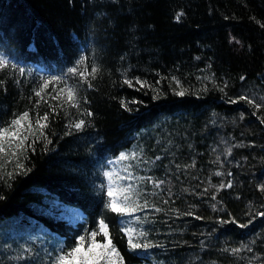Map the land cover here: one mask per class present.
Here are the masks:
<instances>
[{"label":"trees","instance_id":"trees-1","mask_svg":"<svg viewBox=\"0 0 264 264\" xmlns=\"http://www.w3.org/2000/svg\"><path fill=\"white\" fill-rule=\"evenodd\" d=\"M262 24L264 0H0V57L25 68L23 76L0 72V127L28 111L36 128L37 115L47 111L44 132L51 140L47 149L42 137L27 149V175L7 181L11 187L0 180V264H41L61 241L71 247L86 229H97L102 215L129 264H264V217L256 215L264 212V192L257 188L264 183V124L258 119L264 107L228 102L247 95L264 105ZM81 56L100 72L89 77L91 88L68 78L80 88V110L53 113L44 101L58 102L49 95L35 107L40 98L34 90L43 80L67 75ZM124 74L149 81L163 95L153 99L155 91L128 87ZM63 86L54 81L47 91L54 95L52 89ZM181 90L183 96L174 94ZM122 100L139 103L126 111ZM81 119L86 123L77 131L72 125ZM121 153L139 155L119 161ZM114 161L120 176H127L130 164L134 177H145L143 183L118 179V186L136 184L150 205L164 211L146 208L121 218L106 209L104 172ZM147 177L164 184L157 189ZM229 180L232 187L216 193L212 185ZM62 206L78 208L81 217L74 223L57 218ZM121 219L147 232L139 239L162 247L130 252ZM228 219L252 223H218ZM253 239L252 251L239 259L221 251ZM25 247L33 255L17 260Z\"/></svg>","mask_w":264,"mask_h":264},{"label":"snow or ice","instance_id":"snow-or-ice-1","mask_svg":"<svg viewBox=\"0 0 264 264\" xmlns=\"http://www.w3.org/2000/svg\"><path fill=\"white\" fill-rule=\"evenodd\" d=\"M184 13L178 12L176 14L177 22L180 21L181 17ZM264 27V24L261 25ZM235 41V43L240 44L239 40H236L235 37H231L230 42ZM123 59V58H122ZM15 70L20 73L21 76L25 75V68L22 66H17L16 64H11L7 58L0 57V72H6L7 70ZM100 72V68L93 63L90 67L85 66V57L81 56L79 60H77L75 66L67 69V75L65 76H54L47 79H44L43 82L39 85L37 89L34 90V95L39 97L40 99L35 102V107H39L41 100H44L45 95H49L51 100H55L58 103L53 105L49 103L47 100L44 103L47 104L48 108L55 113L56 109L59 108L61 111L65 110V107L75 108L80 110L81 104V96H80V88L77 84H68L69 77H79V83L81 85L86 84L89 88L93 87L91 80L97 78L98 73ZM123 79V84L132 88L134 85H139V88H136L139 91L141 88H148L152 91H155L157 94L153 96V99H159L163 93H161L158 89H156L149 81L142 80L139 77L128 78L126 74ZM91 77V80L89 79ZM175 80V78L173 77ZM241 80H244V77H241ZM54 81H63L64 86L59 89L53 88L52 95L47 90L49 89L50 84ZM4 81L0 80V84H3ZM19 83V81H17ZM160 81L157 80L156 84H159ZM177 85L179 86V82L177 81ZM227 87V85H225ZM223 91V89H220ZM177 96H183L185 94L184 91H176L174 93ZM66 96V98H65ZM264 100V97H261ZM240 101H245L249 106L259 110L264 105H261L256 102L255 99L249 98L247 95H240L239 97L233 99L229 98L228 102L232 104H237ZM87 103V100L83 101ZM129 103H139L136 100H132L129 102L121 101V107H123L126 111H132L129 108ZM86 114L88 116H92L93 113L87 111ZM256 113L254 112L253 115ZM244 118L243 113H241V119ZM260 119L261 124H264V117H258ZM49 113L46 111L43 115H37L35 119L36 128L39 129V136H36V128H33V122L30 118L29 112L25 111L21 114H14L13 119L6 126L0 127V180L7 181L14 180L16 176L27 175L28 172L31 171L30 168H27L26 165L22 162L27 159V149L32 147L39 138H43L46 143L44 145L45 149H47L48 144L51 143V140L45 135L44 129L49 127ZM84 120H79L75 122L72 126L75 127L77 131L81 130L85 126ZM68 133H66L67 135ZM33 137L31 143H28L26 146V142L29 141V138ZM236 145H233L235 147ZM143 150H141L142 154ZM227 154L231 155V149L227 150ZM137 153L125 154L121 153L117 158L119 161H129L138 159ZM157 161L161 159L160 156L155 158ZM219 159V158H217ZM144 163H148L147 160ZM154 163V161H153ZM9 165L12 166V170H9ZM194 166V165H193ZM179 168L180 166L177 165ZM131 165H126L125 170L127 171V176H119L118 179L121 181H132L133 179L144 182L145 177L135 176L133 172L130 170ZM114 175L112 172H104V176L109 178V185L107 189V194L109 196V200L105 202L104 207L111 211L112 213L117 214L121 218L125 216H131L137 211H143L146 208H153L155 212L159 213L164 211L163 208L150 205L147 200V194L143 189L139 188L136 184L129 182L123 185L115 186L111 177ZM215 176L223 175L222 172L217 171L214 173ZM229 176L232 175L231 172L228 173ZM6 177V179H5ZM148 182L152 183L155 188L160 189L164 184V181L154 180L152 177L146 178ZM8 187H11V184H7ZM213 188L216 189V193H218L221 189L227 187H232V181H227V184L221 182L219 185H212ZM258 190L264 192V183L258 184ZM117 191L121 194L122 199L117 198ZM171 190L169 189V192ZM205 192L208 189L204 190ZM152 195H157V193H152ZM143 198V203H139L138 201ZM4 197L0 195V200H3ZM211 199L215 201L217 199V195L213 194ZM165 204L169 203L168 200L164 201ZM213 210H217L215 205H212ZM178 215H192L191 212L188 213H179L176 210ZM256 215L260 217H264V212H258ZM196 219H202L199 216L195 217ZM145 222L147 221V217L144 218ZM140 218H136V223H140ZM221 225L227 224H237L240 228H247L249 224L252 223L251 220L247 224H238L235 219L228 220H220L218 221ZM121 231L128 238V247L130 252H134L139 255L137 250H148L154 247H162L159 244H152L148 242L146 239L141 240L139 237H147V232L144 230H137L131 226L130 222H125L123 219L120 220ZM87 235H80L76 238L75 243L71 247H65L63 241H61L54 249L45 252V258H42L41 264H129L128 260L124 255L121 254L120 250L113 243V237L111 235V222L105 218L103 215L100 217L98 222V228L93 230H85ZM135 233V235H134ZM103 235V241H98L97 236ZM256 243L255 239L251 240L247 244H241L239 247L232 248H223L221 251L228 253L229 255L235 256L238 259L240 258V253L247 250L248 252L252 251V245ZM203 244V242H202ZM24 253L28 254V257L33 255L32 249L25 247L23 249V253L19 254L16 259L23 260L25 259Z\"/></svg>","mask_w":264,"mask_h":264},{"label":"rangeland","instance_id":"rangeland-1","mask_svg":"<svg viewBox=\"0 0 264 264\" xmlns=\"http://www.w3.org/2000/svg\"><path fill=\"white\" fill-rule=\"evenodd\" d=\"M112 173L114 175L111 177L114 187L118 186V177L120 176L118 169L116 168V161L112 162ZM108 185H109V178H108ZM117 198L119 199V192L116 193ZM61 211L58 213L57 218L64 219L65 221L74 223L81 217V211L78 208L70 207V206H62Z\"/></svg>","mask_w":264,"mask_h":264}]
</instances>
